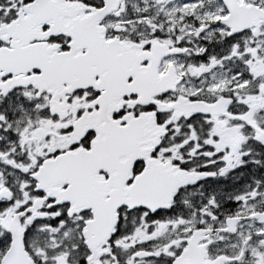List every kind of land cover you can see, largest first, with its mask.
Listing matches in <instances>:
<instances>
[{"label": "snow or ice", "instance_id": "1", "mask_svg": "<svg viewBox=\"0 0 264 264\" xmlns=\"http://www.w3.org/2000/svg\"><path fill=\"white\" fill-rule=\"evenodd\" d=\"M0 264H264V0H0Z\"/></svg>", "mask_w": 264, "mask_h": 264}]
</instances>
